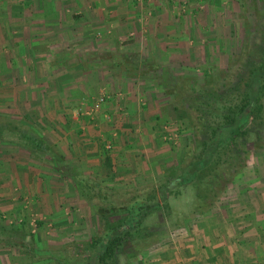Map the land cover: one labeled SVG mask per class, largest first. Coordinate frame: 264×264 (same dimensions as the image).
<instances>
[{
	"label": "crops",
	"instance_id": "0c3cea01",
	"mask_svg": "<svg viewBox=\"0 0 264 264\" xmlns=\"http://www.w3.org/2000/svg\"><path fill=\"white\" fill-rule=\"evenodd\" d=\"M244 24L239 0H0V114L37 123L66 169L80 172L62 178L45 175L41 164L24 173L4 168L0 209L22 195L56 210L74 205V185L56 192V177L109 188L152 181L166 165L163 105L139 77L119 78L121 67H221L243 46ZM259 177L242 206L186 223L147 264H264Z\"/></svg>",
	"mask_w": 264,
	"mask_h": 264
},
{
	"label": "rangeland",
	"instance_id": "374dc122",
	"mask_svg": "<svg viewBox=\"0 0 264 264\" xmlns=\"http://www.w3.org/2000/svg\"><path fill=\"white\" fill-rule=\"evenodd\" d=\"M239 1L246 35L240 51L232 54L229 63L226 61L228 65L226 62H222L221 67L215 65L208 69L200 67L175 69L166 68L158 64L157 61H152L151 65L142 70L128 64L125 68L121 67L119 78L125 74L129 78L137 76L141 83L147 85L148 89L156 95L155 98H160L159 103L163 105L162 117L164 120L159 125L161 127L162 124H165L164 126L167 128V134L163 133L162 137L166 146V152L162 153V159L166 161V165L161 166L159 174L156 176V173L150 182L141 185L129 183L118 188H111L120 193L111 199L112 204L116 206L127 204V201L137 192L139 195H148L151 190H158L161 185L166 184L165 177L170 172L175 171L180 174L183 167L199 158L201 146L194 136L188 119L183 115L179 91L199 94L197 92H201L207 82V74L210 73L211 76L221 74L244 51L249 34L256 27L257 20L264 14V0ZM5 117L32 128L45 141L47 140L45 134L40 132L42 128H39L37 123L32 120L27 118L20 120L15 116ZM16 138L14 139L13 135L9 134L6 142H0V170L3 172L4 168H8L7 171L17 168L18 172L24 173L26 169L41 164L47 176L48 173H51L55 176L60 174L59 176L62 178L65 175L68 177L70 171L77 175L80 174L78 170H72L69 166L68 170L66 169V165H63L59 158L62 155L57 148H50L51 151L48 153L36 152L27 145L16 143L18 142ZM249 142L250 156L246 166L241 170V174L234 176L232 164L237 161L230 156V153H227L219 165V172L213 176L199 178L196 180V184L181 186L170 193L165 206L145 221L143 234L127 244L120 259L121 263L147 264L150 256L156 255L165 238L181 231L183 229L181 227L186 223L198 222L214 211H217L216 217L220 219L218 216L223 209L242 206L241 198L245 195V190L254 189L255 178H261L259 176L264 175V143L261 142L259 147V143L255 145L254 141L250 140ZM243 143V141L238 143L240 149H245L246 145L244 146ZM6 162H9V165L4 166ZM52 171L57 173H52ZM61 177H52L55 178L52 183H56V185L51 183V187L54 186L58 192L66 189V183L73 184L79 195L74 198L75 204L70 205L73 207H60L59 205V210L51 209L47 201L42 203L39 198L37 203L32 196L22 195L18 205H11L14 208L6 211L0 209V252L6 253L8 260L11 261L10 263L8 260L5 261L6 264H56L57 259L64 258L65 248L68 245L80 243L87 246L90 238L97 235L100 224L93 206L101 203L100 195L96 196L90 191L89 185H85L90 183L85 179H83L85 183L80 186L76 177L73 182L64 179L59 182L58 178L62 179ZM59 183L62 184L59 185ZM100 186L109 188L102 184ZM14 201L16 202V200ZM70 202L72 203L71 200ZM84 203H86V207ZM114 221L117 219H112V222ZM12 257L17 260L13 261ZM0 264L3 263L0 261Z\"/></svg>",
	"mask_w": 264,
	"mask_h": 264
},
{
	"label": "trees",
	"instance_id": "16d2710c",
	"mask_svg": "<svg viewBox=\"0 0 264 264\" xmlns=\"http://www.w3.org/2000/svg\"><path fill=\"white\" fill-rule=\"evenodd\" d=\"M263 15L249 34L244 51L225 71L217 76L207 74V82L201 92H197L199 94L179 91L183 115L201 146L199 158L183 167L180 174L170 172L165 177L166 184L158 190H151L148 195L137 192L127 204L120 206L111 203V199L120 194L118 190L102 188L87 180L90 184L85 185L101 199L100 204L93 206L99 231L87 246L68 245L64 258L57 259L56 264H122L120 259L127 244L143 234L145 221L165 206L170 193L219 172V165L227 153L237 161L232 164L234 176L241 174L250 156L249 141H254L255 145L259 143V147L264 143ZM9 134L14 139L17 137L16 143L36 152L51 151L37 131L0 114V142H6ZM240 141L245 143V149L239 148ZM77 180L80 186L85 183L81 177ZM112 219L117 221L112 222Z\"/></svg>",
	"mask_w": 264,
	"mask_h": 264
},
{
	"label": "built area",
	"instance_id": "2783aa9c",
	"mask_svg": "<svg viewBox=\"0 0 264 264\" xmlns=\"http://www.w3.org/2000/svg\"><path fill=\"white\" fill-rule=\"evenodd\" d=\"M106 98L101 97L95 104V109H100V107L105 103Z\"/></svg>",
	"mask_w": 264,
	"mask_h": 264
}]
</instances>
